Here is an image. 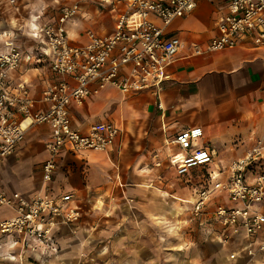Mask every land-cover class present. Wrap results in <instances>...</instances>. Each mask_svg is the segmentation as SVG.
I'll list each match as a JSON object with an SVG mask.
<instances>
[{
	"label": "crops",
	"instance_id": "0c3cea01",
	"mask_svg": "<svg viewBox=\"0 0 264 264\" xmlns=\"http://www.w3.org/2000/svg\"><path fill=\"white\" fill-rule=\"evenodd\" d=\"M79 1L83 3L82 15L88 12L87 8L92 2L96 7L95 12L107 11L114 19L109 6H99L95 0ZM1 4L19 8L18 0ZM59 5L52 6L51 11L54 10V13L50 15L37 5V12L29 16L28 26L34 27L36 23L54 18ZM226 9L224 0H198L195 10L175 18L166 33L178 34L187 43L204 45L214 34L217 15ZM152 18L160 23L158 18ZM6 20L11 25V18ZM6 20L0 19V52L14 43L41 56L39 60L34 57L29 61L23 60L13 72V77L15 82H25L29 96L33 99L31 108H44L42 90L56 79L50 70L48 57L28 32H22L25 37L23 40L15 24L4 27ZM76 26L67 23L69 38L73 43H84L85 30L91 27L73 32ZM112 29L113 26L108 31L93 30L108 33ZM186 51L181 50L177 59L167 67L169 78L158 94L153 90L126 94L107 85L97 93L90 94L83 104L72 103L69 108L72 125L80 130H86L92 123L102 120H112L119 127H126L128 122L135 124L145 117L153 119L155 124L149 131L146 147L147 151L155 149L150 183H108L109 178L114 176V167L120 164L124 156L121 136L105 151L88 149L76 154L62 152L48 185L54 192H70L74 195L82 209L79 224L76 227L65 226L57 232V252L42 246L31 250L22 248L20 244H10L0 252L15 254L16 257L9 260L0 254V264H160L156 258V242L159 241L156 219L169 211L166 205L171 192L153 182L166 177L165 172H171L175 183L181 182L184 188H189V197L174 196L182 203L179 208L185 207L192 211L198 187H189L188 183L192 182L197 170H201V175L197 173L200 182H203L200 187H208L210 191L204 212L209 214L206 219L210 220L213 229L211 239L225 248L224 256L227 261L230 260L228 254L240 237L233 239V235L227 234L224 241L219 240L217 230L220 226L213 218L212 211L219 203L230 204V200L215 189L214 184L227 176V168L233 159L244 156L257 139L264 137V46H256L245 38L235 47L222 51L192 56H186ZM192 126H201L203 136L193 141L190 150L209 147L214 152V162L193 167L187 175L178 176L167 158L170 152L182 150L170 141L179 131ZM48 135L46 124L27 131L17 149L0 163V189L28 195L43 187L41 166L47 157L45 141ZM65 159L80 161L77 165L67 163L63 170L60 165ZM207 166H210L207 171L216 174V178H211L208 172H202ZM12 214L10 207L0 205V219ZM179 249L181 254L185 253L184 247ZM216 254L220 255V252L215 251L212 257ZM262 256L264 254L253 260L256 262ZM184 258L178 259L179 262L193 264L192 258L196 257L190 260Z\"/></svg>",
	"mask_w": 264,
	"mask_h": 264
},
{
	"label": "built area",
	"instance_id": "2783aa9c",
	"mask_svg": "<svg viewBox=\"0 0 264 264\" xmlns=\"http://www.w3.org/2000/svg\"><path fill=\"white\" fill-rule=\"evenodd\" d=\"M95 1L99 6L110 7L113 29L101 33L87 28L84 43L71 42L66 28L67 23L77 25L76 18L83 14L79 0L60 4L54 18L29 27L28 34L42 46L56 78L42 90L44 108L32 109L33 99L25 82H15L13 77L23 60H39L41 56L14 43L0 52V163L17 149L30 128L40 124L49 128L45 141L47 157L41 166L43 187L28 195L0 189V205L13 210L11 216L0 219V251L10 244H20L24 249L42 246L57 252V232L65 226L76 227L81 220L82 209L74 195L54 192L48 185L58 157L62 152L105 151L115 144L121 128L112 120L97 121L86 130L74 127L69 109L72 103L83 104L90 94L107 85L126 94L146 90L158 94L169 78L167 67L183 49L187 50L186 56L222 51L245 38L256 46H264V0H224L227 9L217 15L214 34L204 45L187 43L178 34L166 33L175 18L195 10L198 0ZM201 136L202 127L192 126L179 131L170 141L182 150L170 152L167 158L178 176L214 162V152L209 147L190 150L193 141ZM262 158L264 137L257 139L244 156L233 159L227 176L214 184L230 200V204L219 203L212 211L220 226L219 240L224 241L227 234L233 239L240 237L228 254L230 260L243 258L248 263L264 254V167L259 165ZM212 173L208 172L216 178ZM209 198L208 187L197 189L192 212L200 218V224ZM3 255L9 260L16 257L7 252Z\"/></svg>",
	"mask_w": 264,
	"mask_h": 264
},
{
	"label": "rangeland",
	"instance_id": "374dc122",
	"mask_svg": "<svg viewBox=\"0 0 264 264\" xmlns=\"http://www.w3.org/2000/svg\"><path fill=\"white\" fill-rule=\"evenodd\" d=\"M70 2L72 0H18L19 8H10L6 5H0V19L11 18L12 23L15 28L18 30L19 35L24 40L25 37L22 35V32H28L29 26L27 21L30 14H34L36 11V6L40 5V8L43 7L45 13L48 15L54 13V10L51 11L52 6L62 4L64 2ZM95 4L91 2L90 6L87 8L88 12L85 15H80L76 18V27H72L75 32L83 30L84 27H91L98 31L106 30L108 31L112 28L114 19L111 17L110 13L107 11L98 13L95 12ZM18 17L16 20L15 18ZM2 23V22H1ZM6 26L10 27L8 21H4ZM69 30L71 28L69 27ZM155 124V121L149 117H145L144 120L138 121L135 124L128 122L126 127L121 126V136L120 140L123 141L124 152L120 164L115 168L114 176L109 178V184L117 185H138V184H149L150 177L153 175V155L155 149L152 151H147L148 148V134L151 128ZM147 147V148H146ZM144 153V154H142ZM142 154V155H141ZM80 160L76 159H65V162L60 165L64 170L66 169L67 163L77 165ZM259 165L264 167V160H260ZM59 167V168H60ZM210 169V166L202 169V172L206 173ZM197 173L201 175V170H197L193 174V179L189 184V187H200L199 177ZM164 174V173H160ZM166 177L158 178L156 183L162 185V187L167 188L171 192V198L166 205L167 210L161 216H158L156 219V258L157 263L160 264H183L180 263L178 259L185 257L187 260H190L192 257L193 264H264V256L258 258L256 262L246 260H226L224 256L225 248L220 243L212 241V228L210 220L206 219L209 217L207 212L202 214L204 218L203 224H200V218L195 216L192 211L186 209L185 207L179 208V200L175 197H189V188H184L183 183L174 182V176L171 172H165ZM175 196V197H174ZM204 216V217H203ZM184 247L185 253L181 254L179 248ZM179 249V250H178ZM219 251V254H216L215 257H212L215 251ZM184 258V259H185ZM213 258V259H212ZM221 258V259H220ZM227 261V262H226ZM218 262V263H217Z\"/></svg>",
	"mask_w": 264,
	"mask_h": 264
}]
</instances>
